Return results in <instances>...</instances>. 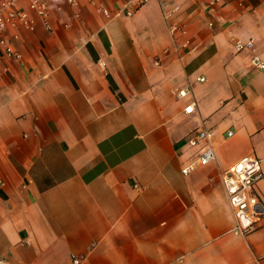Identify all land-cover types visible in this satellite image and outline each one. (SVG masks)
<instances>
[{
    "label": "crops",
    "instance_id": "1",
    "mask_svg": "<svg viewBox=\"0 0 264 264\" xmlns=\"http://www.w3.org/2000/svg\"><path fill=\"white\" fill-rule=\"evenodd\" d=\"M101 1L110 18L54 0L50 29L37 17L9 29L23 58L0 56V258L264 264V229L231 231L221 176L245 155L264 173V69L232 45L253 38L264 59V0H169L175 31L158 0L131 16ZM203 122L216 158L184 175L180 151ZM254 192L264 200V174Z\"/></svg>",
    "mask_w": 264,
    "mask_h": 264
},
{
    "label": "built area",
    "instance_id": "2",
    "mask_svg": "<svg viewBox=\"0 0 264 264\" xmlns=\"http://www.w3.org/2000/svg\"><path fill=\"white\" fill-rule=\"evenodd\" d=\"M23 0H0V56L14 60H22L23 55L14 42L19 38L18 32L9 34V29L23 27L27 30H34L36 17L46 29L51 28L49 19V5L54 0H25L26 5L22 6ZM66 3L75 9L73 16L80 18L79 0H65ZM148 0H123L124 12L131 16L133 9L131 3L142 5ZM162 9L164 19L172 30H179L177 23L170 22V16L178 7L169 6V0H158ZM231 0H208L206 5L213 8L217 4ZM241 4L240 0H237ZM95 12L105 18L111 17L110 9L101 0H89ZM213 22H209L212 26ZM232 45L236 51L246 50L249 54L248 63L250 66L264 69V59L256 52L253 38H233ZM0 57V58H1ZM101 66L105 62L99 59ZM6 70L0 64V73ZM203 80V77L199 78ZM189 87L178 89L177 96L183 98L189 93ZM195 101H191L184 107V112L192 113ZM233 131L228 130L226 135L231 136ZM215 130L207 126L205 122L197 126L187 137L180 155L183 156L181 172L189 174L197 167L206 165L216 158V151L213 144ZM261 159L253 155H245L233 163L228 169L222 172V183L225 189L227 201L232 208L234 224L231 231L237 235H246L256 229H264V200L254 192V184L262 177ZM1 184V180H0ZM80 256H73V264H81ZM0 264H8L4 258H0Z\"/></svg>",
    "mask_w": 264,
    "mask_h": 264
}]
</instances>
